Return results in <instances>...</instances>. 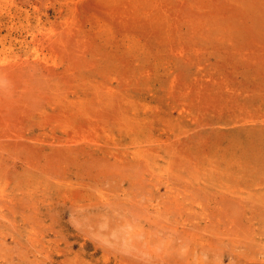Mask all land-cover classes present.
<instances>
[{
  "label": "rangeland",
  "instance_id": "374dc122",
  "mask_svg": "<svg viewBox=\"0 0 264 264\" xmlns=\"http://www.w3.org/2000/svg\"><path fill=\"white\" fill-rule=\"evenodd\" d=\"M0 119V264H264V0H0Z\"/></svg>",
  "mask_w": 264,
  "mask_h": 264
},
{
  "label": "bare ground",
  "instance_id": "6f19581e",
  "mask_svg": "<svg viewBox=\"0 0 264 264\" xmlns=\"http://www.w3.org/2000/svg\"><path fill=\"white\" fill-rule=\"evenodd\" d=\"M262 1H263V0H262ZM27 107H28V104H27V106H26L25 108L27 109ZM25 108H24V109H25ZM16 110H19V109H16ZM22 110H23V109H22ZM20 111H21V110H20ZM28 111H29V109H27V111L25 110V112H28ZM21 113H22V112H21ZM23 113H24V112H23ZM262 113H263V111H262ZM28 114H30V113H28ZM24 118H25V117H24ZM0 121H1V119H0ZM21 122H22V120H21ZM21 122H20V123H21ZM263 122H264V121H263ZM31 124H32V123H31ZM37 125H38V124H37ZM40 125H41V124H40ZM22 128H23V127H22ZM2 131H4V130H2ZM8 131H9V130H8ZM19 132H20V131H19ZM0 133H1V132H0ZM11 133H12V132H10V134H11ZM14 133H15V132H14ZM14 133L11 134V136L15 135ZM6 134H7V133H6ZM6 134L4 135L5 137L8 135V134H7V135H6ZM18 134L21 135V133H18ZM18 134H17V135H18ZM242 134H243V133H242ZM2 135H3V134H2ZM4 136H3V137H4ZM3 137H2V138H3ZM16 137L18 138V136H16ZM20 137H21V136H20ZM14 138H15V137H14ZM17 138H16V140H17ZM25 138H26V137H25ZM29 138H30V137H29ZM7 139H9V138L7 137ZM11 139H13V137H12ZM22 139H23V138H22ZM18 140H19V139H18ZM140 151H141V150H140ZM261 153H262V152H261ZM216 167H217V166H216ZM216 167H215V168H216ZM214 170H215V169H214ZM260 181H262V180H260ZM261 183H262V182H261ZM224 193H225V192H224ZM225 194H226V193H225ZM220 195H221V194H220ZM226 195H227V194H226ZM226 195H225V196H226ZM253 195H254V193H253ZM261 195H262V194H261ZM263 195H264V194H263ZM263 195H262V196H263ZM206 196H207V195H206ZM212 196H213V195H212ZM221 197H222V196H221ZM229 198H230V197H229ZM260 198H261V197H260ZM250 200H251V198H250ZM248 201H249V200H248ZM251 201H252V200H251ZM237 202H238V201H237ZM241 202H242V201H241ZM221 203H222V205L224 206V204H223V203H224V200L221 201ZM221 203H220V204H221ZM230 203H231V202L229 201V204H230ZM244 203H245V202H244ZM226 204H227V203H226ZM226 204H225V205H226ZM240 204H241V203H240ZM229 206L231 207L232 205L230 204ZM242 206H243V205L241 204V207H242ZM233 207H234V206H232V208H233ZM235 208H236V207H235ZM245 208H246V206H245ZM252 208H253V207H252ZM252 208H251V209H252ZM242 210H243V209H242ZM250 212H251V211H250ZM254 214H255V213H254ZM253 217H254V216H253ZM255 218H256V217H255ZM210 232H211V231H210ZM211 234H212V233H211ZM214 234H215V233H214ZM217 238H218V240L220 239L219 237H217ZM221 239H223V238L221 237ZM215 241L218 242L217 239H216ZM238 241H239V240H238ZM236 242H237V241H236ZM213 243H214V241H213Z\"/></svg>",
  "mask_w": 264,
  "mask_h": 264
}]
</instances>
